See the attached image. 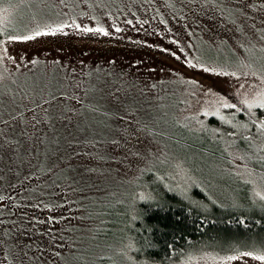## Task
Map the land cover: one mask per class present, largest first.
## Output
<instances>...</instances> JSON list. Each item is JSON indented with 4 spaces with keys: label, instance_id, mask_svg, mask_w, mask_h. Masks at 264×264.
<instances>
[{
    "label": "rangeland",
    "instance_id": "rangeland-1",
    "mask_svg": "<svg viewBox=\"0 0 264 264\" xmlns=\"http://www.w3.org/2000/svg\"><path fill=\"white\" fill-rule=\"evenodd\" d=\"M0 17L22 29L0 41V264H264L144 260L131 232L146 180L264 194L254 152L223 146L221 173L189 144L264 113V0H0Z\"/></svg>",
    "mask_w": 264,
    "mask_h": 264
},
{
    "label": "trees",
    "instance_id": "trees-1",
    "mask_svg": "<svg viewBox=\"0 0 264 264\" xmlns=\"http://www.w3.org/2000/svg\"><path fill=\"white\" fill-rule=\"evenodd\" d=\"M9 23L12 29L0 23V41L22 30ZM260 113L248 117L240 112L228 122L210 125L217 130L215 135L222 138L223 145L219 141L213 147L204 143L189 144L198 147L202 157L214 156L221 173H225L221 162L233 163L227 159L225 147L249 149L255 154L249 156L248 165L264 175V113L261 116ZM205 137L201 138L209 141ZM231 177V184L217 180L219 188L227 191L214 189L213 185L205 188L197 185L183 191L162 178L154 182L146 180L148 187L136 202L135 218L131 220L136 256L166 263L189 251L264 253V199H261L264 194H255L251 184L238 180L236 175Z\"/></svg>",
    "mask_w": 264,
    "mask_h": 264
},
{
    "label": "snow or ice",
    "instance_id": "snow-or-ice-1",
    "mask_svg": "<svg viewBox=\"0 0 264 264\" xmlns=\"http://www.w3.org/2000/svg\"><path fill=\"white\" fill-rule=\"evenodd\" d=\"M6 11V10H5ZM2 18V17H0ZM97 31H100L99 29H97ZM48 33H41V32H36V36H40V35H47ZM106 34V33H105ZM34 37L33 36H24L23 39H33ZM11 39H18V37H11ZM229 105H226V107H228ZM261 107H264V104H261L260 105ZM231 107H234V105H232ZM249 108L252 107V105H248ZM259 195V194H258ZM261 199H264V196L261 197ZM246 255H251L250 253H246ZM256 259L258 260H261V261H264V256H257L255 257ZM230 259H233L232 257H230Z\"/></svg>",
    "mask_w": 264,
    "mask_h": 264
},
{
    "label": "flooded vegetation",
    "instance_id": "flooded-vegetation-1",
    "mask_svg": "<svg viewBox=\"0 0 264 264\" xmlns=\"http://www.w3.org/2000/svg\"><path fill=\"white\" fill-rule=\"evenodd\" d=\"M134 52H139V53H141V54H143L144 53V49L143 48H137V49H135V51Z\"/></svg>",
    "mask_w": 264,
    "mask_h": 264
},
{
    "label": "bare ground",
    "instance_id": "bare-ground-1",
    "mask_svg": "<svg viewBox=\"0 0 264 264\" xmlns=\"http://www.w3.org/2000/svg\"><path fill=\"white\" fill-rule=\"evenodd\" d=\"M259 147V146H258Z\"/></svg>",
    "mask_w": 264,
    "mask_h": 264
}]
</instances>
